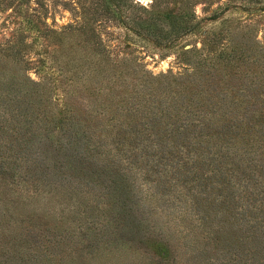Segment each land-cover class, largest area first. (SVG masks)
Instances as JSON below:
<instances>
[{"label": "rangeland", "instance_id": "1", "mask_svg": "<svg viewBox=\"0 0 264 264\" xmlns=\"http://www.w3.org/2000/svg\"><path fill=\"white\" fill-rule=\"evenodd\" d=\"M181 1L0 0V43L22 36L19 42L34 46L33 62L40 42L73 48L66 55L50 54V47L36 65L0 55V264H68L72 257L75 264H264V233H256L257 224L255 232L248 229L250 203L248 210L234 199L228 214L232 204L247 208L246 215L205 224L192 191L181 190V197L158 181L145 158L149 144H140L163 140L170 121L162 111L172 101H165L157 78L172 84L191 79L179 77L181 49H200L210 39L231 42L245 50L248 64H221L218 72L264 78V0L257 13L223 10L235 0H191L198 28L171 38L178 42L171 49L154 44L163 46V35L145 40V31L134 26L156 3L162 12H175ZM37 21L44 33L30 30ZM80 42H96L100 52L82 51ZM55 55L57 68L64 67L60 74L50 69ZM117 142L124 156L140 157L130 178L102 156Z\"/></svg>", "mask_w": 264, "mask_h": 264}, {"label": "trees", "instance_id": "2", "mask_svg": "<svg viewBox=\"0 0 264 264\" xmlns=\"http://www.w3.org/2000/svg\"><path fill=\"white\" fill-rule=\"evenodd\" d=\"M214 1L207 0V3ZM235 1L242 2V6L237 3L233 5L227 3L223 10L238 9L257 13L261 11H256L258 5L263 2V0ZM192 6L191 0H183L178 7L180 11L162 12L161 5L156 3V8L151 11L148 19L137 16L133 24L145 31L142 32L145 40L158 41L163 35L162 39L167 42L163 46L161 42L154 44L171 49L178 43L170 42L171 38L182 39L198 28L191 19ZM22 13L24 14L25 10ZM41 23L37 21L30 30L35 29L39 33H44L40 27ZM49 36L50 33L46 31L43 37L49 38ZM18 37L6 44L0 43V55L14 59L20 64L24 62L36 65L42 60L40 57L47 59L50 55L46 50L50 47V54L58 52V54L71 55L73 52L68 42L51 44L40 42L41 50L36 61L33 62L30 57L34 46L30 42H19L22 36L18 35ZM84 43L77 44L82 51L92 54L100 52V44ZM244 51L242 47L234 46L231 42H211V39L202 42L200 49L196 46L191 49H181L177 56V65L181 68L179 77L184 78L189 75L191 79L188 81L173 79V84L164 83L167 77L156 80L163 88L165 101H172L166 111H162L170 120L161 133V137L167 142L158 137L140 141V144L147 143L149 148H152H146L145 158L153 165L152 171L159 175L156 178L158 181L163 183L161 180H164L170 183L167 184L168 187L178 189L181 197L183 196L181 190L192 191L190 198L198 208L196 211L199 220L206 224L209 219L212 222L216 218L233 221L240 213L246 215L247 208L246 211L241 212L242 207L238 209V206L232 207V204L231 213L228 214L229 208H226V205L235 199L239 203H246L248 210L250 203L252 215L250 214L247 220L252 223H247L251 224L248 229L255 228L257 224L259 227L256 233L261 232L263 235L264 212L260 209L264 207V78L250 81L245 77L237 78L236 74L230 76L218 72L221 64L227 67L232 63L238 68L246 66L248 62L247 58L243 57ZM45 54L46 56H43ZM57 60L58 56L55 55L50 63L53 74L64 72V67L57 68L59 65L55 62ZM75 63L77 64V60ZM44 68L49 69L46 66ZM47 70L42 71L47 72ZM174 81L183 88H175ZM187 89H192L190 94H187ZM164 103L166 102L162 104L165 105ZM174 131L177 132L173 133ZM140 144L138 141L135 145L139 153ZM120 145L117 142L108 154L103 152L102 156L106 160H111L115 166L118 165L116 170L119 174L130 178L137 173L135 164L139 162L140 157L134 159L131 155L124 156ZM194 151L198 154L199 162L193 161L191 153ZM216 205L217 211L214 209ZM255 230L256 228L254 232ZM222 234L225 235L224 238L231 235L228 234L227 229ZM234 237L237 235L234 234ZM74 255L80 257L76 253ZM75 259L72 257L74 262L68 264H75ZM80 264H82L81 260Z\"/></svg>", "mask_w": 264, "mask_h": 264}]
</instances>
